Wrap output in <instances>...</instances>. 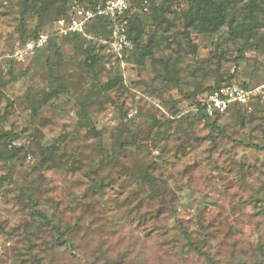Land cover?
<instances>
[{
    "label": "rangeland",
    "instance_id": "rangeland-1",
    "mask_svg": "<svg viewBox=\"0 0 264 264\" xmlns=\"http://www.w3.org/2000/svg\"><path fill=\"white\" fill-rule=\"evenodd\" d=\"M66 6L0 0V264H264V98L198 106L264 86V0H134L123 60Z\"/></svg>",
    "mask_w": 264,
    "mask_h": 264
},
{
    "label": "built area",
    "instance_id": "built-area-1",
    "mask_svg": "<svg viewBox=\"0 0 264 264\" xmlns=\"http://www.w3.org/2000/svg\"><path fill=\"white\" fill-rule=\"evenodd\" d=\"M131 3L129 0H103L92 5L85 4L81 0H70L67 11V23L60 28L62 36L80 35L87 33L88 26L98 19H103L110 24V37L101 39L107 56L116 60L131 53L134 42L129 37V14ZM48 36H41L35 42L30 43L23 50H19L13 57L22 62L34 49L41 48L47 41ZM258 97L264 98V86L243 87L234 85H223L215 88L207 94L202 102V111L208 117L225 114L228 109L235 105L248 106L250 102Z\"/></svg>",
    "mask_w": 264,
    "mask_h": 264
},
{
    "label": "trees",
    "instance_id": "trees-1",
    "mask_svg": "<svg viewBox=\"0 0 264 264\" xmlns=\"http://www.w3.org/2000/svg\"><path fill=\"white\" fill-rule=\"evenodd\" d=\"M69 1L70 0H67V11H68V4H69ZM82 2L86 3L85 1H89V0H81ZM130 3H131V7H134V0H129ZM205 2H208V0H203ZM90 5L96 3V2H93V1H89ZM133 5V6H132ZM156 14L154 15V18H153V22L158 25V27H162L163 24L165 23L164 20L165 18L162 17L161 15V12L160 11H156L155 12ZM128 21H129V29H128V32H129V37L130 39L134 42V45H135V48L134 50L129 53V55L131 54H134L135 52H138L139 48H140V41H141V34L143 32V29L141 31L139 25H140V22L139 20H137L136 18L133 17V15L131 16V14H129V18H128ZM223 24V21L222 20H218L217 19V22L215 23V27L218 28L220 25ZM110 24L109 22H107L106 20H103V19H98L96 20L95 22L91 23L88 28H87V33L90 31L91 28H96V30L98 31L97 33H101L98 37L100 39H96L95 38V41L93 38H90L89 41L91 42V45L93 46V51L98 55H106L105 53V47L104 45L100 44V40L101 39H108L110 37ZM86 33V35L84 34H80V35H77V36H83L85 38H89L88 37V34ZM56 35L53 34L51 35L52 38H54ZM50 37V39H51ZM150 46L144 48V52L147 53V54H151V48L149 49ZM96 55V56H97ZM226 85H234V86H243V87H249L248 85H243V84H226ZM220 86H223V85H218L217 87H220ZM215 87V88H217ZM215 88L213 89H209L208 91V94L214 90ZM258 98H255L253 100H256ZM252 100V101H253ZM199 108H200V111H201V115L202 117L204 118V120L206 121V123H210V120H217L221 117H224L225 115H228L229 113H232V112H235V111H240L241 109H243L245 106H241V105H238V104H235L233 106H231L228 111L225 113V114H221V115H216L215 117H208L205 113H203L202 111V103H199L198 104Z\"/></svg>",
    "mask_w": 264,
    "mask_h": 264
}]
</instances>
